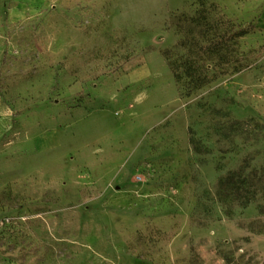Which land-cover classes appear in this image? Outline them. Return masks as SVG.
I'll use <instances>...</instances> for the list:
<instances>
[{
    "label": "rangeland",
    "instance_id": "rangeland-1",
    "mask_svg": "<svg viewBox=\"0 0 264 264\" xmlns=\"http://www.w3.org/2000/svg\"><path fill=\"white\" fill-rule=\"evenodd\" d=\"M0 264H264V0H0Z\"/></svg>",
    "mask_w": 264,
    "mask_h": 264
},
{
    "label": "trees",
    "instance_id": "trees-1",
    "mask_svg": "<svg viewBox=\"0 0 264 264\" xmlns=\"http://www.w3.org/2000/svg\"><path fill=\"white\" fill-rule=\"evenodd\" d=\"M196 20H192V21H196ZM246 30H247V28L245 27L244 29H241L237 32H234V33L232 32L231 34L229 33V31L228 32H226V31L218 32L216 30L215 32H212L213 36H214L213 39H211V41H209V43L207 45L202 46L203 50L205 49V47H206V52H207V50H210L209 54H212L214 56L215 60L219 57L224 58V56L230 50V46L232 44L231 42H232V39L234 38V36H243V35H245ZM178 43H179V45L183 44V42H181V41H179ZM191 45L193 46L194 43L191 42ZM203 50L202 51L200 50V51L204 52ZM200 60H202L201 57H200ZM209 60L214 62V60H212V59H209ZM223 60H226V59H223ZM185 62L186 63L184 64V68L181 71L182 74L187 76V77L189 76L192 79L195 86L203 85V83L206 81V76L203 75L201 77L200 71L202 69H205L207 71L209 69V67H207L208 63H206V62L202 63V64H200L202 66H200L197 63V61H189V60L187 61L186 60ZM209 64H211V63H209ZM212 67L213 66L210 65V68H212ZM170 70L174 74L175 78H177V79L180 78L181 72H178L177 68L175 66L170 65Z\"/></svg>",
    "mask_w": 264,
    "mask_h": 264
}]
</instances>
